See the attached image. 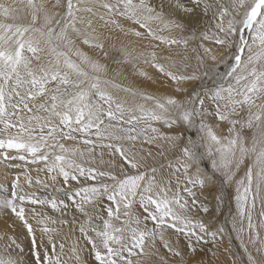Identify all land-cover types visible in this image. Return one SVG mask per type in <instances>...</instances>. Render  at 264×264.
Wrapping results in <instances>:
<instances>
[{
    "label": "snow or ice",
    "instance_id": "obj_1",
    "mask_svg": "<svg viewBox=\"0 0 264 264\" xmlns=\"http://www.w3.org/2000/svg\"><path fill=\"white\" fill-rule=\"evenodd\" d=\"M28 6L29 23H10L17 9L0 2V162L15 172L10 188L0 184V213L14 217L0 234V264H65V245L57 252V229L49 227L57 221L31 207L34 227L26 204L78 213L92 264H144L149 246L160 264H212L203 257L215 256L208 245L216 247L225 228L213 230L198 218L209 206L196 189L202 196L214 179L221 190L236 185L232 230L248 264H264V0H55L59 12L34 0ZM104 29L147 39L153 50L125 45L118 59L111 57ZM175 48L185 53L179 61L170 54ZM142 64L155 69L157 82L168 81L170 94L112 78L131 66L152 80ZM141 137L155 154L125 147ZM166 154L167 163L156 166ZM29 161L42 164L37 171L51 183L34 180ZM34 185L45 194L31 191ZM215 200L219 206L224 197ZM17 221L30 238L27 252L18 235H9ZM77 222L76 216L59 221ZM72 252L79 261V250Z\"/></svg>",
    "mask_w": 264,
    "mask_h": 264
},
{
    "label": "rangeland",
    "instance_id": "obj_2",
    "mask_svg": "<svg viewBox=\"0 0 264 264\" xmlns=\"http://www.w3.org/2000/svg\"><path fill=\"white\" fill-rule=\"evenodd\" d=\"M0 2H4L6 4H11L16 11V17L17 19L15 21L8 20L6 22H16V23H29L31 21V13L32 9L28 6V0H0ZM34 3H44L49 8L50 12H59L61 11L60 8H53L52 5L55 3V0H34ZM42 22V21H41ZM96 27L98 29L103 28V22L97 21ZM102 38L105 42L106 49L109 51V54L111 57L119 58L117 54V50L121 46H130L131 48H134L136 52H144L145 54L151 52L153 49L148 46V40H139L135 37H129L121 34L118 30H112L109 31L108 29L103 30ZM133 38L135 42L129 43V39ZM136 41H141L142 44L136 43ZM83 50L87 51L89 55L93 56L94 58L97 56V53L91 51L86 46H83ZM158 54L160 55H168L169 53L167 51L161 52L160 50H157ZM174 59L179 61L181 57L185 54L183 48H175L170 53ZM189 56H193L191 52L188 53ZM103 63H109V60L104 59L102 60ZM192 66H195V60L192 59L190 61ZM114 67V65H113ZM142 68L144 71H147L149 76H152V80H148L145 77H141L138 74V71L134 70L131 66L127 67V70H125L124 67L121 68V72L123 75L121 76H115L113 75L112 78L115 79L117 83H123L125 86L127 85H133L139 90H143L145 92H149L153 95L161 96L160 94H163L164 96L170 94L172 88L169 85L167 80H163V82H157V78L155 76V69L151 67L150 64H142ZM221 71H223V67L221 66ZM147 86V87H146ZM119 97L122 100H126L129 105L133 104L134 101L132 97L126 96L123 93H118ZM20 115L24 116L25 119H27V116L29 115L27 112H22ZM155 127H161L159 124L154 125ZM0 128H2V125H0ZM226 131V130H224ZM188 135H195L194 132L187 133ZM251 131L248 132L249 138L251 137ZM68 144H72L71 141L67 142ZM80 147H83L82 144L79 145ZM125 147L131 148L134 151H140L141 148H143L145 151L151 150L154 154L157 151V148L155 145H149L146 142L143 141V137H141L139 140H137L134 144L125 143ZM101 149L97 147L96 153H97V160L99 159V153ZM171 158V154H166L165 157H157L155 161V165L159 166L160 164H166L167 160ZM105 160L109 159V156L105 152L104 156ZM152 161L150 160V163ZM2 165H4L6 168L7 166L0 162ZM43 165H33L31 162H28L27 169L29 170L30 175L35 180L37 177H39L42 181H47L49 183L50 180L46 176L45 172L43 171H37L38 168H42ZM204 167L208 168L209 171L210 165L207 163L204 165ZM8 170V169H7ZM10 171V170H9ZM243 171H241L237 177L239 179L240 176H243ZM13 179V178H12ZM0 184H4L10 188L11 179L9 178H1L0 177ZM59 186V185H57ZM235 188L236 185L232 184L230 186H227L221 190V185L218 180H213L212 183H209L202 191L203 195L201 196V190L196 189L197 195L200 196V199L203 203H207L209 206V213L204 214L200 213L198 218L203 219L206 223H208L210 226H212L213 230L220 226H224L225 228V234L224 239L220 241V243L213 247L211 244L208 245L209 248H212V251L215 252V256H212L211 253L208 254V256L203 257V259L207 261H212V264H248L247 262V255L244 252V249L241 245V242L239 239H237L238 233L236 231L232 230V219L234 216L237 215V207H236V201H235ZM31 191H36L38 194H45V189L43 185H34ZM48 195H54L50 189L46 193ZM216 195H223L224 202L221 205H217V202L215 200ZM205 197L207 199H205ZM26 210H28V215L30 221L33 223L34 227L35 221L31 220V212L30 208L35 207L37 212L43 213L45 216H51L53 219L57 221L56 224H50L49 227H53L57 229V232L53 235V238L57 241V252L60 251L59 244L64 243V251L61 256L62 260L65 261V264H92V256L90 255V246L87 245L86 240L84 237L81 236L79 232V222L83 220L82 217L78 213H76L74 210H69L68 214L66 216H62L59 212H53L50 210V207H45L41 205H25ZM219 207V210L217 208ZM261 205L259 203V200L257 201L256 209L253 211V219L254 221L259 220V211H260ZM72 216L77 217V224L74 225H62L59 223L62 219H69L71 220ZM11 219V224L12 220ZM20 225V229H18V226L16 224V228L14 230V234L19 236V239L21 242H23L25 250L27 252V249L30 244V238L26 235V230L23 228V226L20 224L19 221H17ZM246 225V222H245ZM149 227H151V224H149ZM4 231H2L0 227V234H3ZM37 237L39 238L40 232L37 228ZM262 236H264V232H262ZM243 238L245 240V243H247V232L243 234ZM45 239L47 237L45 236ZM183 243V241H181ZM76 247L79 252V261L76 260L75 254L72 252V248ZM159 249V253L161 255L165 254V250L160 246L157 245ZM51 250V249H50ZM249 250L253 251L251 246H249ZM10 251V250H9ZM4 252V241H0V253ZM145 252L149 253L146 256H143L144 264H160L159 256L156 254V250L152 249L150 250V246L145 248ZM253 254L255 255L254 251Z\"/></svg>",
    "mask_w": 264,
    "mask_h": 264
},
{
    "label": "bare ground",
    "instance_id": "obj_3",
    "mask_svg": "<svg viewBox=\"0 0 264 264\" xmlns=\"http://www.w3.org/2000/svg\"><path fill=\"white\" fill-rule=\"evenodd\" d=\"M132 42H135V40L133 38H130L129 43H132ZM136 43L142 44L141 41H136ZM163 94H160V95L164 96L165 94L164 95ZM14 175H15V172L13 170H10V171L7 170V168L0 163V177L1 178L6 177V178H9L12 180V178H14ZM17 223L18 222H16V224ZM9 225H11V219L6 218L3 213H0V227H1L2 231H5ZM17 226H18V229L21 228L19 224H17ZM12 234H14L13 231L9 230V235H12Z\"/></svg>",
    "mask_w": 264,
    "mask_h": 264
}]
</instances>
